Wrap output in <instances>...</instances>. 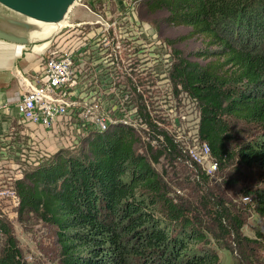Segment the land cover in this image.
Listing matches in <instances>:
<instances>
[{
    "label": "trees",
    "instance_id": "16d2710c",
    "mask_svg": "<svg viewBox=\"0 0 264 264\" xmlns=\"http://www.w3.org/2000/svg\"><path fill=\"white\" fill-rule=\"evenodd\" d=\"M145 5L151 14L164 13L170 25L205 35L214 47L196 53L209 60L205 65L186 59L173 65L174 93L197 104L198 139L210 148L218 170L234 164L248 173L245 194L264 221V0H148ZM135 94L139 114L157 135L145 94ZM163 134L165 148L148 144L149 160L138 154L142 138L132 128L95 132L80 153L62 151L13 181L21 213L35 214L52 228L57 264H220L215 249L223 238L245 245V261L259 264L255 249H264V229L255 239L244 238V221L222 195L206 188L210 179L204 172L198 170L197 183L212 204L206 196L177 198L164 180L167 172L163 176L152 167L163 155L179 157L174 140ZM1 236L0 264H28L2 219Z\"/></svg>",
    "mask_w": 264,
    "mask_h": 264
},
{
    "label": "rangeland",
    "instance_id": "374dc122",
    "mask_svg": "<svg viewBox=\"0 0 264 264\" xmlns=\"http://www.w3.org/2000/svg\"><path fill=\"white\" fill-rule=\"evenodd\" d=\"M147 1L77 0L67 17L66 24L51 37L47 36L35 44L47 43L45 54L49 52L61 54L59 51L70 50L75 43H78V36L86 43H89L88 40L93 43L95 38L103 39L104 35L119 39H131H126L127 43H121L120 49L123 50L124 60L120 62V67L117 70L125 75L118 76L116 82L127 84L130 88L132 85L141 86V93L145 94L144 98L148 102L147 112L150 115V121L153 124L155 121L158 123L155 124L159 128H157L158 134L156 133L157 135L154 137L157 139L159 148H165L166 140L163 134L165 133L174 140L180 153L179 157L172 158L167 154L163 155L158 163H153L152 167L163 176L167 172L169 177L166 176L164 180L172 186V192L177 198L179 196L189 201H195L197 197L206 196L212 204L213 199L202 189L203 186L200 187L197 183L198 170L202 172L203 166L200 165L201 168H198L192 162L195 160L192 152H199L203 147V143L201 147V142H197L199 127L197 104L185 93L176 96L170 73L173 65L177 64L180 59L202 65L207 64L209 60L199 57L196 53L214 49V47H211L208 37L196 33L190 27L173 26L167 23L164 13L151 14L145 5ZM17 17L23 18L20 15ZM136 25L139 27L137 28ZM49 26L54 29L55 25ZM90 36L93 38L91 39ZM120 36L122 37L120 38ZM133 41L134 44L130 50L129 44ZM136 44L143 49V53H141L144 58L143 65L139 60L136 61L135 54L138 52ZM92 46L87 45L81 51L85 55L76 61L83 72L84 68L87 70L82 78L84 84L81 85L86 88L87 92L79 91L74 93L73 97L71 96L75 105L69 116L60 118L54 127L42 129L32 126L28 129V137L17 139V145L21 144V146L19 149L16 146L15 150L17 151L13 164L4 161L0 165V182L17 181L30 170L51 161L62 151L65 154L80 153L86 148L84 147L86 146L85 139L98 132V126L103 125L107 120L113 121L116 117L115 114L108 115L106 109V104L111 99L123 96L132 114H129L130 120L126 115L121 116L123 122L124 120L128 122L109 123V128L128 127V123L133 118L140 120L137 115L134 117V110L138 105L136 101L140 103L135 91L105 92L106 79L109 80V78L93 77L88 72L89 67L96 63L93 61ZM101 47L102 50L106 49L103 45ZM127 54H130L129 58L131 59H128ZM156 63L159 66V74H156L155 69L158 68ZM116 100L118 99L113 101L116 102ZM140 118L148 126L150 132L147 120L141 115ZM135 132L142 138V142L136 146L138 154L145 155L151 160L152 152L147 137H145L148 133L142 127ZM152 148L157 149L156 146H152ZM247 177L250 176L244 169L239 170V167L233 164L225 172L216 169L214 176L209 177L210 182L206 188L218 196L222 195V200L234 215L244 221V227L241 229L242 236L255 239L257 231L264 229V221L255 213L253 201L246 197L245 191L249 186ZM232 178H239L240 183L232 184L230 182ZM0 219L6 221L10 227L24 261L28 264H57V249L54 244L53 230L42 223L35 214L21 213L20 205L17 206L9 200L0 199ZM220 240L222 247L215 249L220 255V264H248L245 259L249 249L245 245L240 247L238 242L235 244L229 238ZM0 241L1 244L4 243L3 236ZM255 252L260 256L258 257L259 264H264V249H255Z\"/></svg>",
    "mask_w": 264,
    "mask_h": 264
},
{
    "label": "built area",
    "instance_id": "2783aa9c",
    "mask_svg": "<svg viewBox=\"0 0 264 264\" xmlns=\"http://www.w3.org/2000/svg\"><path fill=\"white\" fill-rule=\"evenodd\" d=\"M136 27L138 28V25H136ZM103 37L104 38H101L100 40L95 38L94 41H92L93 43H91L90 40H88L89 43H86L80 38V36H78V43H75L70 50L59 51L61 54H52L51 52L46 53V56H44L41 61V72L35 77V79L28 77L22 72V70L18 68L16 69L15 77L20 86L17 110L19 115L27 123L42 129H47L54 127L55 124L59 122L60 118L69 116L71 109L75 105L71 96L73 97V94L79 91L87 92L86 88L81 87V85L84 84L82 78L85 76L84 73L87 70L84 68L83 72L79 67V63H76L78 58L85 55L81 51L87 45H93L91 47L93 50L91 51L94 58L93 61H96L95 64L89 67L88 72H90L93 77L109 78V80L106 79L107 87L105 92H142L140 85H132L130 88L127 84L116 82L118 76L125 75L123 72L117 70L120 67V62L124 60L122 56L123 50L120 49L121 43H127L126 39H131H119L118 37H109L105 35ZM121 37L122 36H120V38ZM90 38L92 39L93 36H90ZM134 41L129 44L130 50H132L131 46L134 44ZM101 45L105 46L106 49L102 50ZM136 48L138 50L137 54H135L136 61L139 60L140 64H142L144 58L141 53H143V49L142 47H138V44H136ZM127 57L128 59H131L129 58L130 54H127ZM157 66L158 63H156V67ZM155 70L156 74L160 73L159 66ZM115 99L118 100L114 102L113 100ZM115 99H109L110 101L107 102L106 109L108 110V115L115 114L116 117H114L113 121L107 120L103 125L98 126V132L108 130L109 123L123 124L128 122L127 120H124L123 122L122 115H126L128 120H130L131 117L129 114L132 113L126 105L125 98L121 96L120 98L116 97ZM4 108L5 105L0 104V111ZM134 115V117L137 115L140 120L133 118V120L128 123V127L135 131L140 130V127L144 128L148 133L145 137H147L149 144L151 146L159 147L154 134L151 131L149 132L148 126L140 118L137 106L134 110ZM197 142H199L198 138ZM192 155L195 158V160L192 161L195 166L201 168L200 165H202V172L209 177L214 176L216 169H218V164L211 157L210 148L206 143H203V147L202 149L200 148L199 152H192ZM14 187L13 182H0V199L9 200L18 206L20 205V197Z\"/></svg>",
    "mask_w": 264,
    "mask_h": 264
},
{
    "label": "crops",
    "instance_id": "0c3cea01",
    "mask_svg": "<svg viewBox=\"0 0 264 264\" xmlns=\"http://www.w3.org/2000/svg\"><path fill=\"white\" fill-rule=\"evenodd\" d=\"M0 14L11 15L0 5ZM66 23L54 26L40 25L41 33L37 38L52 36ZM46 44L22 45L0 38V104L5 108L0 112V165L2 162L13 164L16 155L17 139L28 137V129L33 125L27 123L18 113L17 103L20 96V86L15 77L16 69L22 70L28 77L35 79L41 72V61L46 56ZM8 160V161H6Z\"/></svg>",
    "mask_w": 264,
    "mask_h": 264
},
{
    "label": "water",
    "instance_id": "95a60500",
    "mask_svg": "<svg viewBox=\"0 0 264 264\" xmlns=\"http://www.w3.org/2000/svg\"><path fill=\"white\" fill-rule=\"evenodd\" d=\"M77 0H0L11 15L0 14V38L29 45L45 38L39 25H60L66 22ZM17 15L22 16L17 17Z\"/></svg>",
    "mask_w": 264,
    "mask_h": 264
},
{
    "label": "flooded vegetation",
    "instance_id": "af4514ba",
    "mask_svg": "<svg viewBox=\"0 0 264 264\" xmlns=\"http://www.w3.org/2000/svg\"><path fill=\"white\" fill-rule=\"evenodd\" d=\"M0 8H1L2 11H5L1 6H0ZM10 14H12V13L10 12ZM138 27H139V26H138Z\"/></svg>",
    "mask_w": 264,
    "mask_h": 264
},
{
    "label": "bare ground",
    "instance_id": "6f19581e",
    "mask_svg": "<svg viewBox=\"0 0 264 264\" xmlns=\"http://www.w3.org/2000/svg\"><path fill=\"white\" fill-rule=\"evenodd\" d=\"M64 23H66V22H64ZM64 23H63V24H64ZM60 25H61V24H60Z\"/></svg>",
    "mask_w": 264,
    "mask_h": 264
}]
</instances>
